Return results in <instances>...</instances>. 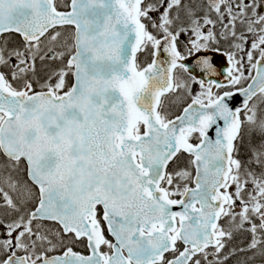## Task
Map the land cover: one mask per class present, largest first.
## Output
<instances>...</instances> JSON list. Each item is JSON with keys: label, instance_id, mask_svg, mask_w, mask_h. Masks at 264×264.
Here are the masks:
<instances>
[{"label": "snow or ice", "instance_id": "snow-or-ice-1", "mask_svg": "<svg viewBox=\"0 0 264 264\" xmlns=\"http://www.w3.org/2000/svg\"><path fill=\"white\" fill-rule=\"evenodd\" d=\"M0 264H264V0H0Z\"/></svg>", "mask_w": 264, "mask_h": 264}]
</instances>
